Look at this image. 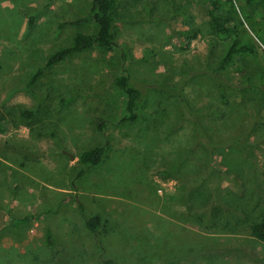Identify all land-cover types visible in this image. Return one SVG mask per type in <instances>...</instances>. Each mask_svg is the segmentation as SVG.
<instances>
[{"label":"rangeland","instance_id":"1","mask_svg":"<svg viewBox=\"0 0 264 264\" xmlns=\"http://www.w3.org/2000/svg\"><path fill=\"white\" fill-rule=\"evenodd\" d=\"M201 1L116 0V52L45 67L75 33L95 32L62 25L85 18L90 0H0V264H158L168 256L165 264H264L263 246L225 232L207 234L198 254L167 245L172 225H197L183 187L237 198L233 177L219 182L210 169L237 165L246 189L251 171L264 188V10L258 0H231L254 51L212 79L230 37L209 31ZM121 70L144 93L134 124L119 123L124 98L113 78ZM185 108L198 114L205 141ZM96 146L101 164L82 167L80 154ZM77 203L101 219L96 237ZM243 245L254 260L211 253Z\"/></svg>","mask_w":264,"mask_h":264},{"label":"trees","instance_id":"2","mask_svg":"<svg viewBox=\"0 0 264 264\" xmlns=\"http://www.w3.org/2000/svg\"><path fill=\"white\" fill-rule=\"evenodd\" d=\"M246 5L252 4L253 0H242ZM201 3L205 6V19L207 28L215 35L230 37V43L224 52L219 65L209 73L213 79L217 73L224 71L237 55L252 54L253 47L247 41L241 39L245 30L239 28V21L236 16L234 4L231 0H202ZM259 6L264 10V0H258ZM117 11L116 0H90L88 15L83 19L65 22L62 25L80 27L87 24H93L95 32L91 34L75 33L69 45L64 46L55 51L45 61V67H53L60 65L76 55L83 54L92 50H102L108 53H114L118 50L115 42V19ZM241 33H243L241 35ZM196 36L193 34V37ZM127 59L126 52H122L121 60L124 63ZM1 68V65H0ZM40 72L37 71L29 80L30 85L35 82ZM261 78V77H260ZM113 84L123 98V107L119 123L134 124L139 119V110L143 102L144 93L141 87L132 83L130 76L125 70H121L118 75L113 78ZM177 94V90H175ZM177 96L183 103L179 93ZM222 101L225 95L220 91ZM187 118L191 120L195 136L199 140H206L205 129L201 128L198 123V114L189 111L185 108ZM24 117H30L29 112L23 113ZM102 122V121H101ZM100 122V123H101ZM100 129V126H98ZM237 142L234 145L238 147ZM103 148L96 146L83 151L78 162L82 167L90 168L101 164L103 158ZM233 171L223 172L218 168L210 169L209 174L217 176L218 181L229 180L228 176H232L236 181L237 198L224 194L217 198V195H209L208 192H202L198 186L183 187L184 189V205L187 212H193L192 219L194 220L195 229L187 230L177 225H172L169 229L171 236L168 238L167 245L173 246L176 249H188L187 252L198 251L202 253L204 248V240L207 234H216L225 232V234L248 238L264 247V188L260 182L256 181L254 173L249 172V188H245L247 176L239 166H233ZM83 172L80 171L79 174ZM227 175V176H226ZM204 182V181H203ZM261 182H264L262 176ZM211 196V202H210ZM237 200V201H236ZM242 200V201H241ZM249 203V204H246ZM77 208L83 224L87 232L96 237L97 231L102 227L101 219L98 215L88 214L81 203H77ZM152 216V214H150ZM154 216V215H153ZM150 221V220H149ZM167 223V222H166ZM171 224V223H170ZM223 230V231H222ZM44 242L47 247L52 248L54 241L51 238L49 230H46ZM211 253H216L217 250L227 251H242L247 259L254 260L252 248L249 245H243L235 248L211 249ZM257 260V259H255ZM171 261V257H164L162 262L165 264Z\"/></svg>","mask_w":264,"mask_h":264}]
</instances>
